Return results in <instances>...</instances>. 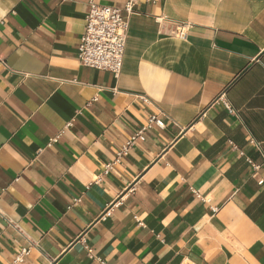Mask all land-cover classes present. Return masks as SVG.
<instances>
[{
    "label": "crops",
    "instance_id": "0c3cea01",
    "mask_svg": "<svg viewBox=\"0 0 264 264\" xmlns=\"http://www.w3.org/2000/svg\"><path fill=\"white\" fill-rule=\"evenodd\" d=\"M90 1L0 0V264H264V0L140 2L119 78Z\"/></svg>",
    "mask_w": 264,
    "mask_h": 264
},
{
    "label": "built area",
    "instance_id": "2783aa9c",
    "mask_svg": "<svg viewBox=\"0 0 264 264\" xmlns=\"http://www.w3.org/2000/svg\"><path fill=\"white\" fill-rule=\"evenodd\" d=\"M142 1L147 4H156L159 0H127L123 8L99 5L93 0L90 1V11L87 15L85 33L79 45V59L83 66L110 72L114 74L116 78L120 77L124 66L126 44L130 27L129 18L135 13L136 7ZM175 36L182 40L186 39V28H177ZM227 107L232 112V108L229 105H227ZM152 125L163 127L162 121L157 117H152L150 119L148 128H151ZM145 130L146 129H142L127 141L118 154L116 162H119L123 156L127 155L136 145L137 141L142 139ZM252 143L259 147L258 143L254 141H252ZM233 148L237 150L236 146H233ZM241 154L244 155V153ZM247 161L255 172L264 169V163L258 165L249 158H247ZM112 165L113 164L107 165L105 173H108ZM259 183L260 185L264 184V177ZM76 201L80 200L77 199ZM29 254L30 249H23L15 258L13 264H22L24 258ZM92 254L90 250L89 257H92Z\"/></svg>",
    "mask_w": 264,
    "mask_h": 264
}]
</instances>
